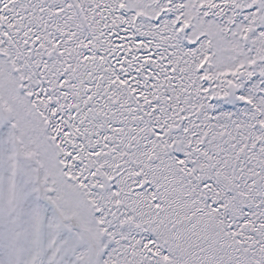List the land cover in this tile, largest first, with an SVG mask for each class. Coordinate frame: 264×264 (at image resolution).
Masks as SVG:
<instances>
[{
    "label": "snow or ice",
    "instance_id": "snow-or-ice-1",
    "mask_svg": "<svg viewBox=\"0 0 264 264\" xmlns=\"http://www.w3.org/2000/svg\"><path fill=\"white\" fill-rule=\"evenodd\" d=\"M0 264H264V0H0Z\"/></svg>",
    "mask_w": 264,
    "mask_h": 264
}]
</instances>
